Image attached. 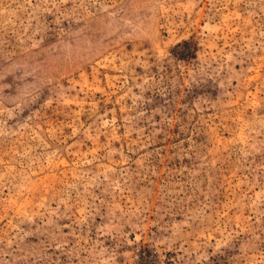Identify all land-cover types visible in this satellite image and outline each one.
I'll use <instances>...</instances> for the list:
<instances>
[{
    "label": "rangeland",
    "instance_id": "obj_1",
    "mask_svg": "<svg viewBox=\"0 0 264 264\" xmlns=\"http://www.w3.org/2000/svg\"><path fill=\"white\" fill-rule=\"evenodd\" d=\"M0 264H264V0H0Z\"/></svg>",
    "mask_w": 264,
    "mask_h": 264
},
{
    "label": "built area",
    "instance_id": "obj_2",
    "mask_svg": "<svg viewBox=\"0 0 264 264\" xmlns=\"http://www.w3.org/2000/svg\"><path fill=\"white\" fill-rule=\"evenodd\" d=\"M146 254V251H144L142 248H136L135 257L138 260V262L141 260L143 255Z\"/></svg>",
    "mask_w": 264,
    "mask_h": 264
}]
</instances>
